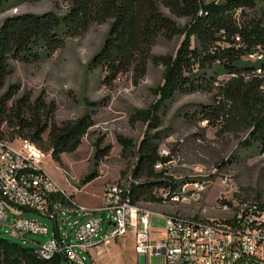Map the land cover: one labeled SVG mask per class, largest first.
<instances>
[{
    "label": "trees",
    "instance_id": "obj_1",
    "mask_svg": "<svg viewBox=\"0 0 264 264\" xmlns=\"http://www.w3.org/2000/svg\"><path fill=\"white\" fill-rule=\"evenodd\" d=\"M65 14L54 11L9 16L0 26V92L14 74L13 61L33 63L52 57L67 42L84 36L93 25L110 22L102 48L90 66L106 72V83L133 73L142 80L150 63L164 66L163 82L153 89L158 100L147 109H135L132 122H143L148 132L138 142L119 136L125 152L136 157L132 171L133 200L167 202L190 181H176L166 169L170 157L161 155V113L179 93L216 92V102L201 104L194 118L221 126V130L249 133L247 148L264 155V3L260 0H68ZM0 0V13L5 10ZM187 18L185 25L171 15ZM251 12H254L250 15ZM181 37L175 53L156 55L161 37ZM262 56L256 60L252 56ZM229 76L222 80V76ZM18 82L0 93V138L28 139L65 167L63 155L76 152L95 126L91 112L74 120L56 121L57 104L41 94H21ZM93 105L91 102H87ZM7 126V128H5ZM101 143L95 164L101 159ZM105 155V154H102ZM99 176L93 171L86 185ZM168 194L165 198L164 194ZM74 199V195L72 196ZM225 203V201H222ZM68 204V203H67ZM264 209V205H260ZM198 219V218H196ZM64 255L40 257L36 248L0 238V264H66ZM70 262V261H69Z\"/></svg>",
    "mask_w": 264,
    "mask_h": 264
},
{
    "label": "rangeland",
    "instance_id": "obj_2",
    "mask_svg": "<svg viewBox=\"0 0 264 264\" xmlns=\"http://www.w3.org/2000/svg\"><path fill=\"white\" fill-rule=\"evenodd\" d=\"M2 1L6 7L0 13V26L7 17L15 14L48 11L65 14L70 6L68 0ZM260 3L263 4L264 0H260ZM165 12L171 15L168 10ZM252 13L254 14L251 12L250 15ZM171 16L182 25L188 21L187 18ZM110 25V22L93 25L84 36L70 39L52 57L44 56L33 63L13 61L14 74L0 92H5L8 84L18 82L22 87L21 94L29 92L33 98L45 95L49 101L57 104L56 121L59 124L91 112L95 126L76 152L63 155L65 167L55 161L51 154L47 155L43 164L48 174L66 193L71 197L74 195L77 204L88 208L102 206L106 187L133 177L136 157L131 152L124 151L118 137L123 136L138 143L148 132L146 124L141 121L134 124L131 116L135 109H147L158 100L153 89L163 82L165 72L164 66L150 63L146 76L139 82L135 81L133 73H127L120 75L112 83H106V72L101 68H92L89 63L102 48ZM181 40V37L169 40L161 36L153 52L156 55L175 53ZM260 57L262 56L254 55L251 59ZM228 78L227 75L221 77L222 80ZM215 95L216 92L179 93L161 113V126L155 131L163 132L161 155L171 159L156 169H166L168 175L176 181H190L187 183L190 194L194 191L195 183H199L203 189L200 199L190 202H144L143 207L153 210L154 216L160 219L152 225L154 230L165 227L163 215L201 220L227 219L231 212L223 209L224 199L234 203L264 205V155L259 150L246 147L244 143L249 139V133L243 130H221L219 125L193 117L199 105L215 103ZM95 143H101V149L108 152H101L98 166L95 164ZM93 171H98L99 176L85 185L83 180ZM226 178L230 180L228 183L224 182ZM86 214L88 213L80 210L73 214L62 213L60 225L64 227L63 218L68 219L69 224L65 229L69 232L71 225L91 218ZM104 215L105 227L100 233L101 238L110 223V213L105 212ZM28 217L47 225L50 234L28 233L26 238L46 243L56 230L54 220L32 212L28 213ZM7 230L0 231V238L34 247L33 242H25ZM127 243L125 239H119L103 246L102 254L98 256L100 262L95 263L132 264L135 250ZM95 252L99 253L98 250ZM85 255L87 263L91 264L89 255ZM66 264L72 263L67 261ZM151 264H166V258L163 255L154 256Z\"/></svg>",
    "mask_w": 264,
    "mask_h": 264
},
{
    "label": "built area",
    "instance_id": "obj_3",
    "mask_svg": "<svg viewBox=\"0 0 264 264\" xmlns=\"http://www.w3.org/2000/svg\"><path fill=\"white\" fill-rule=\"evenodd\" d=\"M47 155L28 139L12 142L0 138V231L8 229L10 234L28 242V233L50 232L47 225L30 219L28 213L53 219L56 235L46 243L31 241L40 257L51 259L61 254L72 264H88L86 253L98 250L101 255L103 246L132 236L137 254H145L147 264H151L152 257L162 255L166 264H264V209L259 203L241 204L224 199L223 209L231 216L223 220L163 215L165 227L155 231V212L143 207L144 202L133 200V186L139 181L130 177L109 185L104 190L102 206L88 208L77 204L48 174L43 165ZM229 181L226 178L224 182ZM188 186L184 185L171 200L200 199L202 186L195 183L191 194ZM78 210L91 218L71 225L68 232V219L63 218L64 227L60 225L62 213ZM105 212L110 213V223L101 238Z\"/></svg>",
    "mask_w": 264,
    "mask_h": 264
},
{
    "label": "crops",
    "instance_id": "obj_4",
    "mask_svg": "<svg viewBox=\"0 0 264 264\" xmlns=\"http://www.w3.org/2000/svg\"><path fill=\"white\" fill-rule=\"evenodd\" d=\"M156 211H157V212H160V211H158V210H156ZM161 213H162V212H161ZM162 219H163V221H164V223H165V219H164V217H162ZM159 220H160L159 217L153 216V217H152V225H153V224H156L157 221H159ZM55 229H56V228H55ZM155 231H156V230H155ZM56 233H57V230H55V232L51 235V238H50V239H52V238L56 235ZM49 234H50V232H49ZM153 236H154V237H157L158 235L154 234ZM50 239H49V240H50ZM49 240H48V241H49ZM125 241H126V243L128 242L127 244H129L130 247H134L133 251L135 250V257L133 258V260L131 261V263H132V264H139V255L137 254V251H136V242H135L134 238H133L132 236H128V237L125 238ZM133 241H134L135 244L133 243ZM98 256H99V254H97V253L95 252V250L89 254L91 264H95L96 261H97V262H100Z\"/></svg>",
    "mask_w": 264,
    "mask_h": 264
},
{
    "label": "water",
    "instance_id": "obj_5",
    "mask_svg": "<svg viewBox=\"0 0 264 264\" xmlns=\"http://www.w3.org/2000/svg\"><path fill=\"white\" fill-rule=\"evenodd\" d=\"M139 264H147V256L145 254L139 255Z\"/></svg>",
    "mask_w": 264,
    "mask_h": 264
}]
</instances>
